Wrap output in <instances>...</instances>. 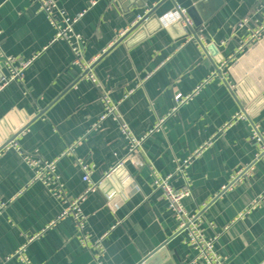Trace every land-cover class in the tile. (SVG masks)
Wrapping results in <instances>:
<instances>
[{"label":"crops","instance_id":"1","mask_svg":"<svg viewBox=\"0 0 264 264\" xmlns=\"http://www.w3.org/2000/svg\"><path fill=\"white\" fill-rule=\"evenodd\" d=\"M55 1L70 17L83 12L74 30L99 86L53 39L34 0H0V264H20L22 246L33 264H144L162 244L171 264H203L153 186L152 172L173 174L171 184L182 187L175 169L187 157L191 193L183 205L215 238L221 264H264V156L256 157L250 139L252 124L264 136V31L239 48L264 23V0H221L217 8L198 0V17L210 15L194 27L195 39L172 0ZM244 17L250 22L239 27ZM25 61L22 80L4 84ZM177 93L187 96L178 106ZM102 95L118 102L135 136L161 121L121 165L128 138L119 121L107 117L91 129L104 111ZM239 111L245 118L235 117ZM11 139L18 149L3 147ZM25 155L55 161L64 197L83 195L89 242L103 235L99 259ZM78 160L90 166L94 190L86 191Z\"/></svg>","mask_w":264,"mask_h":264},{"label":"built area","instance_id":"2","mask_svg":"<svg viewBox=\"0 0 264 264\" xmlns=\"http://www.w3.org/2000/svg\"><path fill=\"white\" fill-rule=\"evenodd\" d=\"M34 1L37 3L38 10L42 11L45 14L50 25L54 28L53 39L63 40L68 45L72 53V63L80 67L83 77L89 79L94 85L99 86V82L92 72L93 69L92 63L85 62L82 60L83 51L81 48V43L83 42V40L80 34L74 30V24L79 20V17L83 15V12L78 13L75 17H70L66 15V13L57 6L55 0H34ZM175 10L177 15H179L180 19H182V22L187 26H189L191 29H193L192 30L193 34H191L190 37L192 39L198 38L197 32L199 30L194 28L193 22L186 14L185 9L181 8L178 5H175ZM136 18L137 19H135L134 22L132 23L133 25L138 24L139 22L146 19V13L143 15H137ZM248 22H250L248 21V18L244 17L241 19V21L238 22V26L239 27L248 26ZM263 31H264V23L262 25L251 28L248 39L246 40L245 43L240 45L239 48L243 49L244 47L252 43V41H254L255 39L261 36ZM121 34H123V32ZM10 60H11L10 58L6 57V62L9 64V66H10ZM28 63L29 61L22 62L20 65L21 67L19 68L11 67L10 74L7 77L2 78L3 83L5 84L13 79L22 80L23 70L25 67H27ZM224 65L225 63H222V67ZM186 99L187 96L183 97L180 93L174 95V102L176 106H178ZM101 100L102 103H104L103 104L104 111L98 117L97 121H95V123L93 122L91 129H96L101 124V122L105 120L107 117H111V119L113 118L119 121L118 122L119 129L121 133L126 138H128L125 156H123L121 161H119L118 163V165H121L129 155L138 152L142 140H144L145 136L148 133H151L153 130L160 127L161 121H158L159 123L154 125V127L150 129L148 133L140 137L135 136L129 131L126 123L120 121L118 115V102L112 101V99L107 95H102ZM235 117L245 118V115L243 112L239 111L238 113H236ZM250 139L255 143L257 147L256 157L264 156V136L261 133V131L258 129L257 125H253V124L251 125ZM3 147L4 148L14 147L15 149H18L17 142L15 141V139H11L10 141L4 143ZM23 158L27 164H29L34 168L35 170L34 179L41 180L43 183H45L52 192V194L66 204L65 209L62 211V214L63 215L71 214L73 216L77 230L76 232L77 239L83 245H88L90 248H92L95 251L94 252L95 258L99 259L103 251V246H102L103 235L97 238L96 240H94V242L91 243L89 242V235L85 230L86 223H85L84 215L81 210L82 206H80L83 195H79L78 197L73 199H67L66 197H64L61 189V184L59 183V177L56 173L55 161H42L31 155H25ZM189 163H190V157H187L182 161H180L175 169L176 173H181L184 177V185L182 187L176 188L171 184L170 179L173 174L161 177L156 173L152 172L153 186L156 190L161 191L162 196L167 202L168 208L174 214L178 222L176 228L177 233L186 231L188 237V243L191 246H194V248L196 249V258L201 260L203 264H221L223 263L222 257L214 249L215 238L214 237L207 238L204 236V234L197 227L198 214H196L195 212L194 213L188 212L183 205L184 197H186L189 193H191L189 188V179L184 170V167H186V165H188ZM78 164L83 172L82 180L87 184L86 191L94 190L97 185L96 183L92 182L90 179V172H91L90 166L84 163L82 160H78ZM245 171H247V169ZM242 173H240V175ZM15 254L20 264H33L29 260L28 256H26L23 246L19 247L18 251Z\"/></svg>","mask_w":264,"mask_h":264},{"label":"water","instance_id":"3","mask_svg":"<svg viewBox=\"0 0 264 264\" xmlns=\"http://www.w3.org/2000/svg\"><path fill=\"white\" fill-rule=\"evenodd\" d=\"M174 5H178L181 8L185 9V12L190 16L192 22L194 23V27L200 25L202 20L206 19L210 15V11L206 12L202 15V18L198 17L197 9L199 8L200 4L198 0H172ZM214 1L216 4L213 6L217 8L220 4L221 0H211ZM171 264V261L168 260V252L165 247V244L160 245L154 251H152L145 259L144 264Z\"/></svg>","mask_w":264,"mask_h":264}]
</instances>
